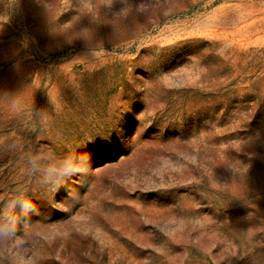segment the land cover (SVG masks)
Masks as SVG:
<instances>
[{
  "label": "rangeland",
  "instance_id": "obj_1",
  "mask_svg": "<svg viewBox=\"0 0 264 264\" xmlns=\"http://www.w3.org/2000/svg\"><path fill=\"white\" fill-rule=\"evenodd\" d=\"M0 264H264V0H0Z\"/></svg>",
  "mask_w": 264,
  "mask_h": 264
},
{
  "label": "clouds",
  "instance_id": "obj_2",
  "mask_svg": "<svg viewBox=\"0 0 264 264\" xmlns=\"http://www.w3.org/2000/svg\"><path fill=\"white\" fill-rule=\"evenodd\" d=\"M12 231V226L9 224L0 223V239L6 238Z\"/></svg>",
  "mask_w": 264,
  "mask_h": 264
}]
</instances>
